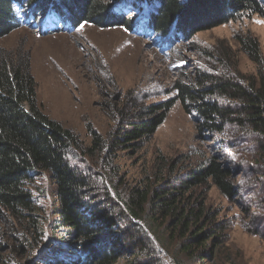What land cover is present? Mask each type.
Masks as SVG:
<instances>
[{
    "label": "trees",
    "instance_id": "trees-1",
    "mask_svg": "<svg viewBox=\"0 0 264 264\" xmlns=\"http://www.w3.org/2000/svg\"><path fill=\"white\" fill-rule=\"evenodd\" d=\"M20 11L35 22L62 19L68 29L83 22L122 24L163 38L183 33L189 40L243 16L264 18V0H0V39L18 27ZM40 32L47 33L44 24ZM234 39L255 62L256 73H242L232 63V47L221 42L207 52L225 72L177 79V98L143 104L107 136L90 129L88 146H80L77 135L38 103L30 50L0 46V264L26 255L22 243H40L45 227L64 233L27 264H162L158 255L168 239L194 262L216 260L228 225L208 207L207 192L214 185L229 200L238 198V174L213 155L192 165H184L186 155H160L150 174L130 184L120 180L115 160L122 150H141L180 100L186 112L197 113L201 139L221 135L226 145L249 153L241 174L249 193H264V55L251 33ZM45 176L55 196L49 215L41 213L33 190ZM258 208V214L248 210L253 226L246 228L264 237V205ZM14 242L5 255L6 243Z\"/></svg>",
    "mask_w": 264,
    "mask_h": 264
},
{
    "label": "rangeland",
    "instance_id": "rangeland-1",
    "mask_svg": "<svg viewBox=\"0 0 264 264\" xmlns=\"http://www.w3.org/2000/svg\"><path fill=\"white\" fill-rule=\"evenodd\" d=\"M44 21V18L36 22L28 20L27 14L20 11L18 27L0 39V46L7 49L24 46L30 50L38 103L47 115L77 135L80 146L91 144L90 129L107 136L122 126L129 115H135L143 104L177 98L174 90L177 79L185 80L199 73H216L217 69H223L207 52H213L221 42L232 47V63L238 62L242 73H256L255 62L238 50L240 45L234 39L237 33H251L257 37L264 55V18L259 15L243 16L200 30L189 40L183 33L163 38L149 33L146 28L130 31L122 24L83 22L68 29L58 18L49 20L50 32L44 25L45 34L40 32ZM198 121L197 113L193 110L186 112L181 101L177 100L164 123L141 150L136 154H131L130 150L120 151L115 160L120 180L137 183L153 171L160 155L171 160L186 155L184 165L198 164L209 156H217L232 169L236 178L238 174L236 181L243 190L232 200L223 196L214 185L207 192L208 207L228 225L226 242L216 260L194 262L181 254L178 242L170 239L162 244L164 251L158 257L162 264H173V260L184 264H264V237L247 230V223L253 226L248 210L251 208V212L258 214V207L264 205V193H249V180L241 174L249 153L226 145L221 135L211 138L212 135L206 134L207 138L201 139L197 132ZM80 157H72V162L82 165ZM83 160L86 161L84 157ZM96 171L106 172L100 168ZM52 189L46 176L34 184L36 200L44 215H49L54 207ZM51 231L50 227H45L40 243L31 242L28 246L22 243L27 248L26 255L16 254L14 264L32 261L42 246L64 233L56 235ZM6 244L3 248L5 255V251L9 254L15 249V242Z\"/></svg>",
    "mask_w": 264,
    "mask_h": 264
}]
</instances>
